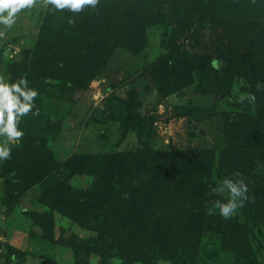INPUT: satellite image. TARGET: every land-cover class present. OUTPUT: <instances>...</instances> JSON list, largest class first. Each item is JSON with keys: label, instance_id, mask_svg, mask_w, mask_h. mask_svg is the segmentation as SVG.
Masks as SVG:
<instances>
[{"label": "rangeland", "instance_id": "rangeland-1", "mask_svg": "<svg viewBox=\"0 0 264 264\" xmlns=\"http://www.w3.org/2000/svg\"><path fill=\"white\" fill-rule=\"evenodd\" d=\"M214 1H221L224 16L222 26L218 28H213L209 20L211 14L205 13V8L197 10L187 1L172 0L175 21L169 25V30H175L169 33L177 46L191 57L211 58L217 61L218 70L222 69L224 61L229 62L231 67L226 72H215L202 80L195 70L185 67L182 76L173 85L175 94L166 95L158 91L152 80L165 56L162 17L143 18L139 15L134 20L129 18L130 23L127 19L119 26L110 20L109 26L118 33L112 36L109 43L112 48L108 47L111 50L104 57L100 53L104 50L99 47L100 41L90 37L92 40L87 42L85 49L87 73L75 80L73 87L66 86V82L74 80L81 68L78 61L85 60L84 55L73 59V66L70 59H64L65 55L60 58L62 71L54 76L56 84L44 86L36 83L38 96L35 106L38 114H33L37 109L30 111L18 121L24 135L11 142L7 137L0 136V144L9 143L11 147V158L0 161V264H75L73 245H67L72 241L70 236L78 238L73 241L74 244L81 239L82 242L89 241L95 234L65 216L64 209L57 210L55 191L59 180L65 181L76 195L92 186V177L79 174L80 170L77 172L84 157L94 159L99 155L111 156L139 150L145 154L154 152L158 154L157 160L147 163L150 170L147 172L158 180L165 172L171 177L174 172L176 179L178 175L175 174L186 167V162L183 161L182 168L179 165L182 161H176L174 157L170 163L165 153L178 155L216 151L212 153V175L215 169L223 170L220 151L229 146V141L241 138L242 129H234L233 125L238 121L239 114L247 109V106H240L241 103H245L246 99L251 101L253 97L254 89L246 74L258 64L263 52L262 47L247 39L243 31L255 24V31H264V10L259 5L264 0H257L254 7L248 2L245 4L244 7L251 9L247 11V19L241 18L245 14L231 8L232 3L242 6L245 0ZM207 2L211 4L213 0ZM48 7V0H36L32 7L16 14V21L11 27L0 24V78L5 82L17 81L12 79L11 70L19 69L23 64L40 70L38 58L33 53L41 49L42 37L57 38L65 29L68 22L67 16L62 17V11L67 12V9ZM259 9L262 12L259 13ZM80 25L81 21L76 27ZM135 25L143 28L136 29ZM225 82L231 87L222 92L220 89L226 86ZM252 114L255 112L252 111ZM259 134L263 136L264 132ZM256 139L261 140L254 133L253 141ZM29 159H36L39 175H31L34 174L33 168L31 174L23 172L20 179L14 180L17 184L8 185L5 165L8 168H24ZM42 173H47L43 179ZM136 185L138 192L145 188L143 183ZM17 198L20 204L14 206L13 201ZM30 210L43 216H53V233L58 242H52L51 235L34 223L28 215ZM194 233L188 231L178 236L189 245ZM61 237L67 240L64 238V243H60ZM217 242L216 234L205 228L200 244L206 255L203 251L196 257L191 252L185 253L180 264L228 261L227 256L217 249ZM16 251L23 254L24 260L18 263L13 258L8 262L6 254ZM84 257L89 264H101L98 256L91 254ZM159 264L174 262L168 259Z\"/></svg>", "mask_w": 264, "mask_h": 264}, {"label": "trees", "instance_id": "trees-1", "mask_svg": "<svg viewBox=\"0 0 264 264\" xmlns=\"http://www.w3.org/2000/svg\"><path fill=\"white\" fill-rule=\"evenodd\" d=\"M184 1L192 4L197 10L205 8V13L211 14L209 20L212 21L213 28L222 26L224 16L221 13V1L216 3L213 0L211 4H208V0ZM247 2L254 7L257 0H245L242 6L231 4L233 11L245 14V16L241 15L242 19H245L244 17L247 19V11H251L244 7ZM259 5L264 10V2L260 1ZM173 8L172 0H100L97 8L86 6L77 15L70 10L62 11V17L67 16L68 23L65 29L63 28L57 38L46 39V36H43L39 44L43 50H36V53H33V56L38 58L40 70L23 64L19 69L11 70L12 79L16 78L18 81L20 78H26L30 88H35L36 83L44 86L52 85L57 81L54 76L62 71L59 64L61 57L65 55L64 59H70L73 66V59L84 55L85 60L78 61L81 68L76 72L74 80L66 82V86L73 87L75 80L87 73L85 49L87 42L92 40L90 37L94 41H100L99 47L104 50H100L101 52L96 50L104 57L112 48L109 44L112 36L118 33L109 26L110 20L115 21L119 26L121 22L129 18L134 20L139 15L143 18H154L156 15L162 17L165 56L158 68V74L152 80L158 91L166 95L175 94L173 85L182 76L185 67L195 70L202 80H206L215 72L219 73L223 70L226 72L230 69L231 65L227 61H224V66L218 70V65L214 66L211 58L202 59L196 55L191 57L177 46L169 33L175 30H169V25L175 21ZM262 10L259 9V13ZM140 11L144 13L140 14ZM260 17L261 15L258 18ZM70 18L74 23H69ZM80 21L81 25L77 28L76 25H79ZM127 21L130 23V19ZM255 26L257 27L256 24ZM255 26L243 31L244 36L252 43L261 46L263 51L258 64L246 74L254 89L255 99L251 101L246 99L245 103L240 105L247 106V109L239 114V119L234 122L236 124L233 127L242 129L241 138L238 139L236 135V141H229L228 147L220 149L219 156L223 168L221 172L215 169V174L212 175L210 168L214 157L212 153L216 151L196 154L186 152L178 155L165 153L164 156L170 163H172L171 158L174 157L176 161H182L180 167L183 168V161L186 162V167L175 174L178 175L176 179L174 172L172 177L165 172L161 179H158L162 181H158L155 175L147 172L150 171L147 163L153 159L157 160L158 154L154 152L145 154L139 150L111 156L99 155L94 159L84 157L82 166L77 168V172L80 170L79 174L92 177V186L82 189L79 195H76L73 189L70 191L65 181L59 180L55 191L57 210L64 209L65 216L74 219L95 234L93 238H89V241L82 242L81 239L79 243L74 244L73 241L78 238L75 236L73 239L74 236H70L72 241L67 242V245L69 243L73 245L71 247L74 251L75 264L88 263L84 255L91 254L98 256L101 264H159L168 259L174 264H180L185 253L191 252L196 257L203 251L206 255L204 247L202 248L200 244L201 238L205 235V228L211 229L216 234L217 249L228 258V261L223 263L219 262L221 260H216L219 264L233 262V264H264V134L263 136L259 134L264 132L262 130L264 129V86H257L264 84V31L260 29L255 31ZM135 27L143 28L140 25ZM225 84L226 86L220 89L223 90L222 92H226L231 87L228 82ZM36 109L34 104L32 111ZM252 111L255 114H252ZM252 131L261 140L253 141ZM7 166L5 165L7 171L5 178L8 185L17 184L14 180L20 179L19 176L23 172L31 174L34 168V174L31 175H39L40 171L36 159H29L24 168L11 166L10 169ZM237 173L242 174L245 179L248 198L233 216L225 218L214 205L216 200H226L227 196L214 194L212 188L217 187L225 177L236 179ZM42 174L43 179L47 173ZM140 183L145 187L141 189L142 192H138L139 188L136 185ZM13 203L14 206H19L20 199H15ZM209 208L213 211L209 212ZM28 215L34 219L35 224L42 226L47 234L51 235L52 242H58L53 233L52 215L43 216L32 210ZM188 231H195L189 245L179 237L183 232ZM64 238L61 237L59 242L64 243L63 240L66 239ZM6 258L8 262L13 258L18 263L24 260L23 254L19 251L8 252ZM218 263L213 262V264Z\"/></svg>", "mask_w": 264, "mask_h": 264}, {"label": "clouds", "instance_id": "clouds-1", "mask_svg": "<svg viewBox=\"0 0 264 264\" xmlns=\"http://www.w3.org/2000/svg\"><path fill=\"white\" fill-rule=\"evenodd\" d=\"M36 0H0V24L11 27L16 21V14L22 9L30 8ZM57 10L67 9L75 13L84 10L86 6L97 8L100 0H48ZM69 23L74 20L69 19ZM217 61H213L215 66ZM258 87L264 84H258ZM38 91L28 87L26 78H20L15 82H5L0 78V136L7 137L9 142L18 141L24 135L23 130L18 127L20 117L29 113L34 108L35 98ZM252 99H255L253 96ZM38 114V109L33 113ZM11 158V147L9 143L0 144V161ZM214 194L226 195V200H216L215 207L220 214L231 217L241 207L247 197V184L243 175L237 173V178L225 177L217 187L212 188ZM209 212L213 209L209 208Z\"/></svg>", "mask_w": 264, "mask_h": 264}]
</instances>
